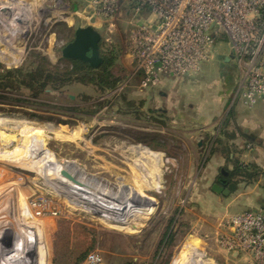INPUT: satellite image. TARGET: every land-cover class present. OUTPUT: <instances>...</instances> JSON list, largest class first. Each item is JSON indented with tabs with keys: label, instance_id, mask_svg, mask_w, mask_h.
Listing matches in <instances>:
<instances>
[{
	"label": "rangeland",
	"instance_id": "obj_1",
	"mask_svg": "<svg viewBox=\"0 0 264 264\" xmlns=\"http://www.w3.org/2000/svg\"><path fill=\"white\" fill-rule=\"evenodd\" d=\"M72 1L0 0L21 17L17 24L0 19V73L32 70L36 54L56 63L74 30L93 16L103 20L95 30L122 76L105 93L77 83L36 97L26 88L0 90V264H81L89 252L106 264H195L205 257L248 264L223 250L219 236L228 216L264 212V179L235 183L227 197L211 186L227 172L225 153L252 158L242 129L226 117L238 106L256 118L264 101L237 105V70L224 63L228 47L218 45L190 76L143 89L128 35L145 15L121 0L111 29L92 0L83 17Z\"/></svg>",
	"mask_w": 264,
	"mask_h": 264
},
{
	"label": "built area",
	"instance_id": "obj_2",
	"mask_svg": "<svg viewBox=\"0 0 264 264\" xmlns=\"http://www.w3.org/2000/svg\"><path fill=\"white\" fill-rule=\"evenodd\" d=\"M121 0H92L94 13L112 20ZM145 15L129 31V56L139 87H155L165 77H185L214 57L217 46L228 47L239 79L237 95L247 107L264 100V0H131ZM0 5V19L8 20ZM17 24V23H16ZM12 31L19 27L10 24ZM17 29V30H16ZM13 35V34H12ZM224 42V43H223ZM220 233L223 250L264 264V212L229 216ZM81 264H106L97 252Z\"/></svg>",
	"mask_w": 264,
	"mask_h": 264
},
{
	"label": "trees",
	"instance_id": "obj_3",
	"mask_svg": "<svg viewBox=\"0 0 264 264\" xmlns=\"http://www.w3.org/2000/svg\"><path fill=\"white\" fill-rule=\"evenodd\" d=\"M99 56L102 59L101 64L92 68L87 62L68 60L62 56L53 64L39 54L33 55L38 60L32 70L24 71L19 68L0 73V90L4 87L26 88L32 96L36 97L40 96L46 89L60 92L77 83L91 85L100 93L111 91L122 77L120 68L115 64V53L100 41ZM225 156L228 154L225 153ZM226 161L232 167L228 171V176L231 179H239V182L234 181L236 184H249L257 182L259 178L264 179V170L254 163L244 164L239 160L229 158H226Z\"/></svg>",
	"mask_w": 264,
	"mask_h": 264
},
{
	"label": "crops",
	"instance_id": "obj_4",
	"mask_svg": "<svg viewBox=\"0 0 264 264\" xmlns=\"http://www.w3.org/2000/svg\"><path fill=\"white\" fill-rule=\"evenodd\" d=\"M88 2H89V0H73L71 3V7H72L71 9L73 10L74 14H77V15H80L81 17H83L82 16L83 13L89 8ZM81 19L82 18L78 19V21L81 22L82 21ZM92 19L94 20V23L92 24L94 28H95V25L99 26L101 23H103V20L98 19V18H94L93 16H90L88 18L89 22L86 23L85 25H80L79 27L88 26L90 24V20H92ZM109 32H110V34H108V35H111V30L110 31L108 30V33ZM229 61H231V60L229 59ZM229 61H226V57L224 58V63H228ZM237 77H238V75H237ZM166 79H168V77L161 79L159 84L163 83L164 81H167ZM234 84H236V82H234ZM238 84H239V79H238V83H237V90L234 94L235 95L234 97L237 96V98H236V100L238 101L237 105L239 104V105L246 107V108H252L253 106L252 107L245 106L242 103V101L240 100L239 96L237 95ZM259 101L263 102L264 100H259ZM255 113L257 114L256 118L254 117L255 116L254 113H253V115H252V113H250L248 115H244L242 112L239 111L238 106H236L235 111H233L232 113L230 112L225 120L228 119V121L230 123L232 122L231 124H235L236 127H239L242 129L241 130L242 131L241 132V141H242V143L246 144V147L252 153V158L250 161H247V162L241 161V162L244 164H248L249 162L254 163L257 166L264 168V110H262V111L257 110V111H255ZM225 134L228 135L227 138H233L234 139L236 137H239V135H237V133L235 134L236 137L234 136V134L232 132L231 133L226 132ZM226 150H228V149L226 148ZM226 158L231 159L229 154H228V156L224 155V157L222 158V160L224 161V163H226V165L228 167L227 172H222L221 174L224 173V174L228 175V171L231 169V165L229 163H227ZM228 165H230V166H228ZM256 183H258V182H256ZM223 197H227V196H223ZM230 204L229 205L226 204V207H224V209H223L224 214H227V216H228V208L230 207ZM261 209L264 210V208H261ZM38 259H40V258H38ZM43 260L45 262V258ZM44 262L42 261L43 264H47V262H45V263ZM42 263L39 261H35L33 264H42Z\"/></svg>",
	"mask_w": 264,
	"mask_h": 264
},
{
	"label": "water",
	"instance_id": "obj_5",
	"mask_svg": "<svg viewBox=\"0 0 264 264\" xmlns=\"http://www.w3.org/2000/svg\"><path fill=\"white\" fill-rule=\"evenodd\" d=\"M94 20H90V24L86 27H79L74 30L73 39L67 43L61 50V56L68 60H79L87 62L92 68L98 67L102 59L99 56V43L101 36L92 26ZM226 61L229 58L226 57ZM222 184H226V181H222ZM215 183L211 186V190L217 194L228 196L231 192H234L236 185L229 183L227 187L224 185ZM78 189L86 191L87 195H94L96 193H90L89 187L86 185H76Z\"/></svg>",
	"mask_w": 264,
	"mask_h": 264
},
{
	"label": "bare ground",
	"instance_id": "obj_6",
	"mask_svg": "<svg viewBox=\"0 0 264 264\" xmlns=\"http://www.w3.org/2000/svg\"><path fill=\"white\" fill-rule=\"evenodd\" d=\"M1 8L5 9V11L3 12L4 16L10 20H13L15 23L17 22V20H21V17L19 16L20 13L17 12L18 10L16 8H11L12 6L14 7V5H10L9 3L6 2H2L0 3ZM11 6V7H10ZM8 14H7V13ZM19 14V15H18ZM1 22V21H0ZM6 29V28H5ZM8 37V36H7ZM40 159V158H39ZM73 168V167H72ZM84 183V182H83ZM83 191V190H82ZM86 192V191H85ZM95 193V192H94ZM195 264H213V260L211 257H205V258H201L200 260H198L197 263Z\"/></svg>",
	"mask_w": 264,
	"mask_h": 264
},
{
	"label": "flooded vegetation",
	"instance_id": "obj_7",
	"mask_svg": "<svg viewBox=\"0 0 264 264\" xmlns=\"http://www.w3.org/2000/svg\"><path fill=\"white\" fill-rule=\"evenodd\" d=\"M222 181H226V184H225V185L222 184V183H221ZM215 183L222 184V185H224V187H227L228 184L231 183V182H230V180L228 179V175L223 173V174H221L219 177H217V179L215 180ZM215 183H214V184H215Z\"/></svg>",
	"mask_w": 264,
	"mask_h": 264
}]
</instances>
